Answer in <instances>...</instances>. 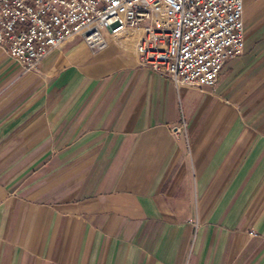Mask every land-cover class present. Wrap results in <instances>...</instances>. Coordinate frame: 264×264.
Returning <instances> with one entry per match:
<instances>
[{"label":"crops","instance_id":"crops-1","mask_svg":"<svg viewBox=\"0 0 264 264\" xmlns=\"http://www.w3.org/2000/svg\"><path fill=\"white\" fill-rule=\"evenodd\" d=\"M213 86L135 32L26 71L0 48V264H264V0Z\"/></svg>","mask_w":264,"mask_h":264},{"label":"built area","instance_id":"built-area-1","mask_svg":"<svg viewBox=\"0 0 264 264\" xmlns=\"http://www.w3.org/2000/svg\"><path fill=\"white\" fill-rule=\"evenodd\" d=\"M243 0H0V48L26 71L80 38L92 50L135 32L138 65L176 85L213 86L243 50Z\"/></svg>","mask_w":264,"mask_h":264}]
</instances>
